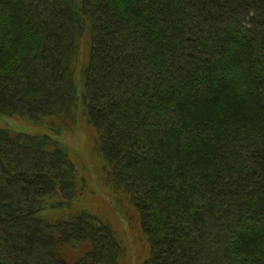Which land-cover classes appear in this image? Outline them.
Listing matches in <instances>:
<instances>
[{
    "label": "trees",
    "instance_id": "obj_1",
    "mask_svg": "<svg viewBox=\"0 0 264 264\" xmlns=\"http://www.w3.org/2000/svg\"><path fill=\"white\" fill-rule=\"evenodd\" d=\"M79 105L144 264H264V0H0V114L54 129ZM81 183L51 135L0 127V264H120L70 211Z\"/></svg>",
    "mask_w": 264,
    "mask_h": 264
},
{
    "label": "rangeland",
    "instance_id": "obj_2",
    "mask_svg": "<svg viewBox=\"0 0 264 264\" xmlns=\"http://www.w3.org/2000/svg\"><path fill=\"white\" fill-rule=\"evenodd\" d=\"M75 82L79 97L83 94V70L88 60L89 38L84 35L79 44ZM61 126L51 128L49 121L36 123L18 115H1L0 127L14 132L33 135H51L65 148L75 164L79 177L80 196L70 211H86L104 218L113 228L123 246L120 264H144L150 254V246L141 229L137 213L123 193L114 192L105 172V163L97 149L95 130L83 116L80 105L75 109L74 118L62 120ZM58 128V129H57ZM66 212V211H65ZM63 213V215L65 214ZM60 211H47L51 219L61 216ZM70 258L77 250L66 249ZM83 251V250H82Z\"/></svg>",
    "mask_w": 264,
    "mask_h": 264
}]
</instances>
